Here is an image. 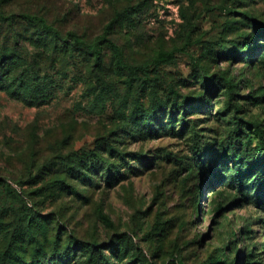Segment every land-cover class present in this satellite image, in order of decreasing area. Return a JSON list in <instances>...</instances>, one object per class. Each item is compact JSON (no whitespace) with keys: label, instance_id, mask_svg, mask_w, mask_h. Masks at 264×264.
Segmentation results:
<instances>
[{"label":"rangeland","instance_id":"374dc122","mask_svg":"<svg viewBox=\"0 0 264 264\" xmlns=\"http://www.w3.org/2000/svg\"><path fill=\"white\" fill-rule=\"evenodd\" d=\"M263 30L264 0H0V264H264Z\"/></svg>","mask_w":264,"mask_h":264},{"label":"trees","instance_id":"16d2710c","mask_svg":"<svg viewBox=\"0 0 264 264\" xmlns=\"http://www.w3.org/2000/svg\"><path fill=\"white\" fill-rule=\"evenodd\" d=\"M264 31V30H263ZM109 172H106V173H104L103 174V177L105 178V179H108V177H109ZM247 178H248V176H242V177H240L239 178V180L237 181V184H235L236 186H237V189H238V191L239 192H242V188H246V182H247ZM259 195H257L256 197H255V201H254V203L257 205V206H259V207H261V208H263V210H264V181L263 182H261L260 184H259ZM101 218H102V220L105 222V223H107V224H109V222L107 221V219L104 217V216H101ZM149 264H151L150 262H148Z\"/></svg>","mask_w":264,"mask_h":264}]
</instances>
